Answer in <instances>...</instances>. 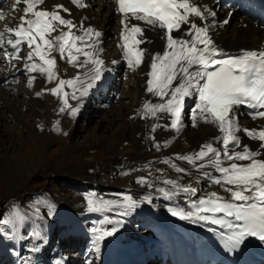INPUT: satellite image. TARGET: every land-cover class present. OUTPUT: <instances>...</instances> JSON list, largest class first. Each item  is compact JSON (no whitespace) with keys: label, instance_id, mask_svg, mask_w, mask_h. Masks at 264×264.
<instances>
[{"label":"snow or ice","instance_id":"6c2138e0","mask_svg":"<svg viewBox=\"0 0 264 264\" xmlns=\"http://www.w3.org/2000/svg\"><path fill=\"white\" fill-rule=\"evenodd\" d=\"M21 3L24 7L17 18L14 13L20 11L18 6ZM70 3L77 9L89 7L85 0H70ZM114 3L115 11L121 17L119 47L128 68L135 71L144 63L146 55L149 59L146 91L159 98V102L145 101L137 115L154 121L148 137L153 141V147L160 151L170 143L155 141L153 134L158 128L178 134L185 127L186 97L197 98L189 114L192 126L203 121L216 126L220 133L197 151L188 155L177 154L175 160L192 165L228 196L211 192L206 198L193 202L191 210L170 208L169 211L182 220L225 229L219 234L229 252L238 250L248 238L264 243V126L248 128L239 123L241 108L249 109L246 115L252 120L264 119V50L230 56L219 49L213 38L217 27L216 11L200 0H114ZM44 4L45 0H13L11 13L6 15L0 11V22L18 19L15 25L7 24L0 29V63L11 64L13 71H19L12 60L24 61L22 68L29 74V87L36 79L33 73L46 77L48 83L55 81L54 87L44 91L62 99L61 113L69 112L75 116L79 108L71 105L69 99L82 100L109 71L101 58L102 33L91 26L84 27L87 17L79 24L65 18L61 12L70 17L71 10L63 4L52 6L51 10L40 7ZM228 22L225 19L223 24ZM146 31L158 32L164 41L161 52L153 53L140 47L152 43L145 36ZM53 33L57 34L53 36ZM22 49L25 50L23 57L20 56ZM54 52L77 68L75 77L67 80L59 77ZM81 56L83 60L79 59ZM117 63L118 60L111 61L113 65ZM65 88H70L71 92ZM165 118L168 123H159ZM240 133L258 142L254 150L248 144H242ZM161 162L170 165L178 174H191L187 168L174 163L173 158ZM206 168L213 171H206ZM150 176L151 173L139 177L136 183L152 188L154 182ZM163 183L169 187H159L156 191L169 200L179 193L195 195L197 192L191 184L184 185L179 179H165ZM143 201L150 203L151 196H144ZM143 201L132 195L108 201L88 197L87 209L100 212L115 207L122 209L121 215H127ZM109 223L119 225L120 221ZM117 230V227L111 230L94 228L93 232L98 233L96 240L99 242Z\"/></svg>","mask_w":264,"mask_h":264},{"label":"bare ground","instance_id":"6f19581e","mask_svg":"<svg viewBox=\"0 0 264 264\" xmlns=\"http://www.w3.org/2000/svg\"><path fill=\"white\" fill-rule=\"evenodd\" d=\"M245 1H253V3L247 2L240 11L238 7H222L217 0H200L201 3L216 11L215 20L217 27L214 30L213 38L218 48L228 55L239 56L246 51L264 50V15L261 14V11L264 12V0ZM85 2L89 4L86 9H77L70 3V0H45V4L40 7H46L51 10L52 6L63 4L71 10V16L69 17L68 14L63 12H61V15H64L65 18L73 19L77 24L82 18H88L84 27L91 26L102 33L100 38L102 41L101 47L103 48L101 58L105 60L109 68V71L105 72L108 75L103 77L102 83L105 84L102 88L108 84L110 87H119L120 90L116 93L100 95L99 90L92 88L94 91L90 92L89 90L88 94L80 101L69 99L71 105L79 108L75 118L71 119L70 117H73V115L69 112L61 113L59 111L60 107L63 106L62 99L59 98L55 102L56 96L44 91L45 88L54 87L56 82L48 83L46 77L41 76L39 73H33L32 75L37 76L41 90V94L37 95V99H35L37 118H35L33 125L28 126L27 137L23 135L22 139L16 144L13 143L12 139L8 138L9 136H6L5 132L2 133L0 130V182H4L3 184L8 187L9 191L11 187L18 186L24 181L26 182L28 176L30 177V175H33L43 167L41 152L45 150V146L49 143L47 123L50 116V112L43 109V103L46 102L47 98H51V105L60 112L63 118H66L63 130L65 136L60 138L57 143L62 147V150H67L70 154L73 153L74 157L84 159V163L88 164L94 160L92 155L96 147L112 146L111 148L117 150L128 140L131 145L139 150L134 154L136 159L142 157L141 163L137 164V166L129 162H121L118 167L116 165L112 173L101 174L98 181L93 178H89V181L81 180L80 178L72 180L76 196L67 200V203L72 209L77 211L75 216L70 215V223L74 222L73 225H75L74 240L77 239L76 251L73 250L71 253H62L56 256L58 263L127 264L140 260L141 264H173L174 259L178 258L188 264H203L202 251L206 241L205 231L209 227V232L211 233L213 232L212 229L216 230L217 228L210 224L182 220L178 216L172 215L169 209L184 208L185 210H191L190 205L193 202L206 198L211 192H217L218 195H223L224 197H227L228 193L220 186L209 182L207 178L203 177L202 172L197 171L196 168L186 161L175 160V156L177 154L180 155L179 149L183 146V143H186V148L189 149L188 153L190 154L199 150L201 145L220 135L219 130L216 126L203 121H199L197 126L193 127L189 114L197 102V98L186 97L184 107L185 127L178 134L171 130H165L163 127L158 128L159 130L153 135L158 136L160 143L165 141H170V143L167 147H162L160 151H157L153 147V141L148 138L150 126L154 121L151 118L143 119L137 115L138 110L145 101L159 102V98L152 96L146 91V81L149 78L146 73L150 70L149 59L146 55L144 63L139 68L135 71L130 70L119 47L121 17L115 11L114 0H85ZM12 3L13 0H0V11L6 15L11 13ZM23 7L24 5L21 3L18 6L20 11L14 13L17 18L22 14ZM225 19L229 21L227 24H223ZM17 22L18 19L0 22V29H3L7 24L15 25ZM197 23L199 24L200 22L197 21ZM73 31L77 30L73 29ZM56 34L53 33V36ZM145 36L149 37L152 43L142 44L140 45L141 48H147L149 52L153 53L163 50L164 41L160 39L158 32L146 31ZM24 47L26 48V45ZM24 52L25 50L22 49L20 56L23 57ZM53 55L57 59V71L60 78L67 80L76 76V67L69 65L66 59L61 60L57 53L54 52ZM79 59L83 60L84 57L81 56ZM112 60H118L119 63L113 65L111 64ZM13 63L20 69L19 71H24L22 68L24 61L13 59ZM11 66V64L0 63V126L6 124L5 120L9 115V110L17 113V108H15L18 101L17 98L21 92L29 88L27 82L23 85L19 83L23 78V74L20 75V79L14 77L17 71H13ZM65 91L71 92V89L65 88ZM111 97H114V99L108 104L107 100H111ZM91 105L94 108L91 109ZM88 108L91 110L87 111ZM247 112L245 108L240 109L239 123L242 126L248 128L264 126V119L257 118L252 120L246 115ZM82 114H89V116L98 115L99 118L94 124L106 123L107 132L101 138L97 136L92 142L77 146L72 144V138L75 133L76 120ZM117 119L120 120L118 126H124L121 135L117 128V130L113 131L111 129ZM168 122L167 118L159 121L161 124ZM71 128H74V130L70 131ZM116 135L120 138H117ZM240 135L242 144H248L254 150L258 142L252 141L244 136L243 133H240ZM102 140L106 146H103L104 142ZM29 148L33 149L34 158H31L27 153ZM146 157L149 158L146 159ZM165 158H173L174 163L187 168L191 174L184 175L170 172L168 165L161 162ZM205 170L213 171L210 168ZM125 172L129 174L125 175ZM149 173H151L150 180L154 182L152 188L136 183L137 178L149 176ZM213 174L219 175L215 172ZM165 179H179L184 185L191 184L197 189V192L195 195L179 193L171 200L166 199L156 191L159 187H169L163 183ZM89 187L97 189L95 193L100 197L101 201L122 200L124 195H132L133 198L141 199L142 201L144 196H151V202L143 201L127 215H121L122 209L115 207L111 211L89 212L85 194V189ZM94 220L99 225H95ZM109 221H120V224L116 225L115 223H109ZM112 227H117L118 229L112 236L105 237L104 240L99 242L96 240L98 233L93 232L94 228L111 230ZM216 231L220 233L226 230ZM47 247L45 249L40 244L35 247V250L39 256L42 253L47 258L49 257L47 255L49 252ZM92 255H94V259ZM70 257L74 260L71 261ZM12 264L25 263L18 262L14 258V263Z\"/></svg>","mask_w":264,"mask_h":264},{"label":"rangeland","instance_id":"374dc122","mask_svg":"<svg viewBox=\"0 0 264 264\" xmlns=\"http://www.w3.org/2000/svg\"><path fill=\"white\" fill-rule=\"evenodd\" d=\"M24 55L25 54H23V56ZM15 77L18 76L15 74ZM28 78L29 74L23 71V78L20 82L21 85L26 83ZM38 82L39 81L37 80L36 76L34 84L29 87L28 90L21 92L20 96H18L17 98V106L15 107L17 108V113H13L9 110V115L5 120L6 124L0 126L1 132H5L6 136H9L8 138L12 139L13 143L15 144L19 142L20 139H22L23 135L27 137V133L29 132L28 126L33 125L35 118H37V111L35 110V108H37L35 105V99H37V93L41 92ZM58 99L59 98L56 96L55 102ZM112 99H114V97H111V100ZM51 102V98H47L46 102L43 103V109L50 112L49 120L47 123L49 143L45 146V150L41 152L43 158V167L33 175H30V177L28 176L26 182L24 181L18 186L11 187L12 189L10 188L9 191L8 187L3 184L4 182H0V218H2L3 221H8L9 223L8 229L2 228L0 226V232L4 235H7L8 233H12L14 231L16 222L23 223V225L17 224V235L15 237H11L10 240H17L19 243L23 242V245L26 246V251L31 250V247L29 246L31 245L32 241L34 242V247L41 244L46 249V246H48L47 240L43 238L42 233L37 232L36 227L35 233H38V236L34 237L33 233L30 237L27 235V231L31 229V226L29 225H33L32 222H28L30 215L36 218H47L49 221H55L56 213V227L59 228L60 222L65 218L68 219L67 213L75 212L74 209H72L67 203V200H70L71 198L76 196V193L70 186H73L72 180H74L75 178V180L80 178L81 180L89 181V178H93L98 181L101 174L112 173L113 169L116 168V163H120L121 160H128L131 162V164L137 166V164L141 163L140 160L142 158H138L139 160L136 159L134 154L139 150L131 145L128 140H126L123 143V146H121L120 149L117 150L111 148L112 146L96 147L92 155V157H94V160H92L88 164L84 163V159L74 157L73 153L70 154L67 150H62V147L57 143L60 138L65 136L63 130L64 124H66V118H63L60 112L57 109H54V106L51 105ZM92 108L94 107L91 105V109ZM91 109L88 108L87 111H90ZM70 118L74 119L75 116H71ZM98 118V115L89 116V114H82V116H80L78 120H76L75 133L74 137L72 138V144L82 146V144L84 143L87 144L88 142H92L97 136L100 138L104 136L107 132V125L106 123L103 124L104 122L97 123V125L94 124V122ZM115 122L116 123L112 126L111 129L112 131L118 129L121 135V131L124 126H118L120 122L119 119L115 120ZM66 126L68 127V125ZM72 129L74 130V128H71L70 131ZM158 130L159 129H157V131ZM116 137L120 138L117 135ZM157 137L158 136L155 135V141L160 142V139ZM103 146H106L105 142ZM188 151L189 149L186 148V143H183V146L179 149V153L188 155ZM27 153L31 158L35 157V153L32 148L27 149ZM75 153L79 154L77 152ZM90 154L92 153L90 152ZM147 158L149 157H146V159ZM168 170L172 173L175 172V170L169 165ZM85 194L86 198L91 197L96 200L93 195L89 194V192H86V190ZM94 194L96 195V193ZM98 198L100 199V197ZM38 201L40 203H38ZM49 204L53 207L49 208ZM70 219L71 218L69 215V222ZM34 222L38 225L36 219H34ZM71 224H74V222ZM94 224L99 225L96 220H94ZM45 227L50 228V225L46 224ZM20 230L22 231L19 232ZM56 231H62L63 239L72 236L71 233L67 234V230L64 229H56ZM75 240L77 242V239ZM69 244L70 246H68L67 243L60 241L59 245L57 246V250L61 251L63 254L71 253L76 249L77 243L72 244V239L69 238ZM23 245L21 246L22 251ZM65 247H69V249L66 250ZM65 251L67 252L65 253ZM11 256L14 260V256ZM5 260H9L8 255H5ZM70 260L73 261L74 259H71L70 257Z\"/></svg>","mask_w":264,"mask_h":264}]
</instances>
